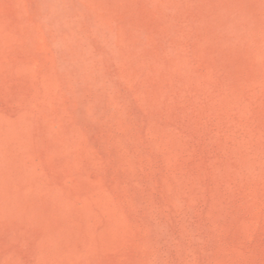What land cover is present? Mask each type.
<instances>
[{"label": "rangeland", "instance_id": "rangeland-1", "mask_svg": "<svg viewBox=\"0 0 264 264\" xmlns=\"http://www.w3.org/2000/svg\"><path fill=\"white\" fill-rule=\"evenodd\" d=\"M0 264H264V0H0Z\"/></svg>", "mask_w": 264, "mask_h": 264}]
</instances>
